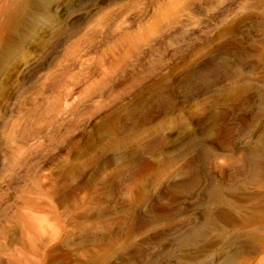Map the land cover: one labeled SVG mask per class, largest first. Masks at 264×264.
I'll use <instances>...</instances> for the list:
<instances>
[{
  "label": "rangeland",
  "instance_id": "obj_1",
  "mask_svg": "<svg viewBox=\"0 0 264 264\" xmlns=\"http://www.w3.org/2000/svg\"><path fill=\"white\" fill-rule=\"evenodd\" d=\"M11 21L0 264H264V0H30Z\"/></svg>",
  "mask_w": 264,
  "mask_h": 264
},
{
  "label": "bare ground",
  "instance_id": "obj_2",
  "mask_svg": "<svg viewBox=\"0 0 264 264\" xmlns=\"http://www.w3.org/2000/svg\"><path fill=\"white\" fill-rule=\"evenodd\" d=\"M29 1L30 0H0V52H1V48H2L3 43L6 42L10 38V36L12 35V33L14 32V30L16 28V26L13 27V25L15 23L14 24L13 23H10V21L11 20L13 21L14 18H16V12L19 10V8L22 7V6H24L25 3L29 2ZM54 5H55L54 6V9H53V12L54 13L51 14L50 17L51 16H53V17L64 16L65 15L64 5L60 1L56 2ZM21 13H23V12H21ZM18 19H16V22L19 21ZM46 19L47 20L45 22H43L42 25H40L37 28V30L31 35V37L29 39V43H28L29 46H32L36 42H38L39 41V38H41V35L46 32V28L45 27L51 21V19L49 17L46 18ZM44 36H45V34H44ZM67 36H68V33H64V34H62V35H60L58 37H55L54 39L50 40L51 42L46 47V49L43 48L44 50L42 51V57L40 58V60L38 59V61H36L35 63L30 64L29 66H27L26 68H24L23 71H19L18 72V75L16 77V82L18 84L19 83H22V82H24L26 80H29L33 75H35L36 72L39 69H41V67H42L43 62L45 61V59L51 53H53V51L59 46V44L63 40H65V38ZM19 62H20V57L17 58L16 60L14 59V61L12 62L11 65L6 66V69H5L4 73H3V78L2 79H4V78L7 79L8 77H10L11 74L15 73V70L18 68Z\"/></svg>",
  "mask_w": 264,
  "mask_h": 264
}]
</instances>
